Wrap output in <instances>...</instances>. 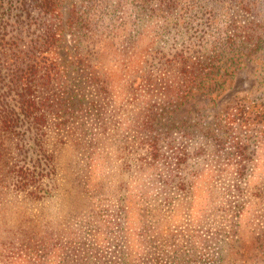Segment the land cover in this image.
<instances>
[{"label":"trees","instance_id":"trees-1","mask_svg":"<svg viewBox=\"0 0 264 264\" xmlns=\"http://www.w3.org/2000/svg\"><path fill=\"white\" fill-rule=\"evenodd\" d=\"M62 7L63 0H0V195L52 196L58 185L48 181L60 173L54 147L66 142L61 130L72 121L74 98H85L92 86L105 101L116 95L115 81L124 80L120 94L132 102L145 98L149 106L145 127L135 130L142 159H161L165 145L183 167L189 156L181 142L195 129L215 147L213 157L225 151L242 198V184L250 182L264 147V98L239 96L211 126L199 117L192 126L183 120L176 131L158 132L156 126L168 118L166 106L225 90L228 61L264 53V0H76L66 17ZM239 12L252 20L245 22ZM107 55L116 61L125 55L146 70L134 79L113 77L104 69ZM185 174L182 192L188 191ZM244 211V201L234 206L238 218L227 237H238L234 228ZM19 228L0 227L7 232L0 235V264L31 260L37 246L17 244ZM250 233L264 264V228ZM242 249L236 254L247 264L255 248Z\"/></svg>","mask_w":264,"mask_h":264},{"label":"rangeland","instance_id":"rangeland-1","mask_svg":"<svg viewBox=\"0 0 264 264\" xmlns=\"http://www.w3.org/2000/svg\"><path fill=\"white\" fill-rule=\"evenodd\" d=\"M73 1L63 0L64 17ZM239 16L245 22L253 18L245 12ZM122 57L127 56L119 61L104 57L105 71L134 79L146 70L141 62ZM227 63L231 69L223 77L228 76V87L166 106L168 118L156 126L158 132L176 131L183 120L192 126L197 117L211 126L239 96L264 98L263 52ZM115 82L116 95L105 101L92 86L85 98H74L72 121L61 130L66 142L54 147L60 173L48 181L58 185L52 196L0 195V227L15 232L22 227L16 243L37 246L25 264H244L236 253L246 245L255 248L247 264H263L250 232L264 228V147L258 149L250 182L242 184V198L231 165L224 163L225 151L213 157L215 147L195 129L193 138L181 142L189 156L183 167L165 145L161 159H142L146 155L138 152L135 130L145 127L149 106L145 98L132 102L121 95L126 83ZM185 170L188 191L182 192ZM243 201L245 211L234 228L238 237L229 238L226 231L238 218L234 206Z\"/></svg>","mask_w":264,"mask_h":264}]
</instances>
